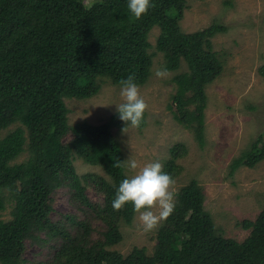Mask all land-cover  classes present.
Wrapping results in <instances>:
<instances>
[{
  "label": "trees",
  "instance_id": "1",
  "mask_svg": "<svg viewBox=\"0 0 264 264\" xmlns=\"http://www.w3.org/2000/svg\"><path fill=\"white\" fill-rule=\"evenodd\" d=\"M152 4L135 19L126 0H95L90 5L85 0H0V131L19 125L0 139V212L9 201L13 205L10 219L0 220V264H24L28 241L42 256H51L53 264H264V210L255 221L241 223L250 230L245 241L226 239L204 210L195 181L176 194L174 211L159 226L152 254L137 247L127 255L107 250L121 241L120 225H130L136 214L130 203L119 210L111 207L126 176L124 166L113 167L124 155L112 130L126 124L115 114L98 126L68 125L65 99L91 98L105 83L120 87L118 82L128 75L144 86L152 67L149 34L158 28L155 50L163 55V69L175 72L181 62L187 68L174 79L176 120L203 146L205 89L222 72L210 39L225 27L212 24L183 34L178 22L186 0ZM145 125L144 113L136 128ZM23 154L22 163L10 165ZM171 154L176 157L174 149ZM77 159L103 172L91 184L101 203L85 195L89 183L76 175ZM262 160L259 138L231 162V171L252 169ZM173 165L174 158L166 167ZM63 180L80 207L102 224L98 240L89 241L87 222L65 216V229L49 218V196ZM69 228L76 230L71 234Z\"/></svg>",
  "mask_w": 264,
  "mask_h": 264
},
{
  "label": "rangeland",
  "instance_id": "2",
  "mask_svg": "<svg viewBox=\"0 0 264 264\" xmlns=\"http://www.w3.org/2000/svg\"><path fill=\"white\" fill-rule=\"evenodd\" d=\"M93 1L85 0V4L90 5ZM178 23L183 34L203 31L212 24L226 29L210 39L222 72L205 89L207 106L204 110L203 146L197 143L189 129L177 122L176 106L172 102L177 92L174 79L187 72L185 63L181 62L177 71L167 72L165 77L155 75L158 69H163L164 63L162 53L155 50L160 33L158 28L151 30L148 39L152 46L151 75L147 83L139 87L147 104L146 125L142 129L114 128L112 134L121 146L124 160L135 159L140 167L160 161L163 170L175 181L172 185L175 194L195 181L203 194L204 210L211 216L218 233L242 243L250 230H244L241 223L255 221L264 210V160L252 169L240 167L231 171L230 165L259 138L264 145V0H186V9ZM121 101L120 87L109 83L102 84L99 92L91 98L65 99L68 125H102L117 114L115 105ZM17 127L18 124L0 131V139ZM70 139L68 136L64 142ZM172 149L176 157L171 154ZM172 158L174 165L167 168ZM25 159L26 154H23L10 165L20 164ZM73 166L79 179L84 176L88 179L85 192L88 200L101 203V195L91 184L96 183L92 182V177L104 176L103 172L79 159ZM124 168L126 176L133 174ZM49 199L51 221L61 222L66 229L69 223L64 217H74L90 226L89 241L99 239L102 224L80 207L67 180H63ZM12 207L9 201L6 210L0 212V220L10 219ZM153 211L158 212V209ZM162 222L153 230L145 231L139 212H136L130 225H120L121 241L107 250L127 255L137 247L152 254ZM75 230L67 229L71 234ZM41 237L45 238L44 234ZM40 252L42 250L37 246L26 242L24 264H53L51 256H42Z\"/></svg>",
  "mask_w": 264,
  "mask_h": 264
},
{
  "label": "clouds",
  "instance_id": "3",
  "mask_svg": "<svg viewBox=\"0 0 264 264\" xmlns=\"http://www.w3.org/2000/svg\"><path fill=\"white\" fill-rule=\"evenodd\" d=\"M153 6L152 0H126L129 14L139 19ZM157 77H165L167 69H158ZM122 101L115 105L118 118L125 122L126 127H139L142 123L147 104L141 96L139 86L133 75L118 82ZM124 166L133 172L125 176L116 187L111 207L119 210L126 204H131L133 210L139 212V220L145 231L153 230L157 224L168 218L175 208V192L172 185L173 177L163 170L160 161L138 165L137 160L127 158L117 160L113 167ZM139 168L138 171H135ZM109 179H111L109 177ZM158 209L154 212L153 209Z\"/></svg>",
  "mask_w": 264,
  "mask_h": 264
}]
</instances>
